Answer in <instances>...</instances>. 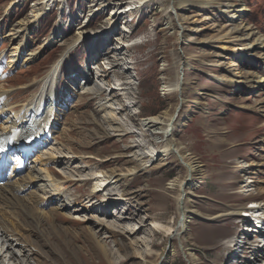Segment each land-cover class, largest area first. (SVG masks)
Masks as SVG:
<instances>
[{
    "label": "rangeland",
    "instance_id": "rangeland-1",
    "mask_svg": "<svg viewBox=\"0 0 264 264\" xmlns=\"http://www.w3.org/2000/svg\"><path fill=\"white\" fill-rule=\"evenodd\" d=\"M40 1L0 0V53L8 61L10 29ZM53 1L41 10L27 37L25 56L36 55L0 83V92L8 95L7 105L14 111L37 101L44 78L66 53L57 88L60 96L72 98L73 108L61 113L58 135L52 136L39 155L56 157L50 167L60 183L59 191L70 198V205L78 202V206L41 218L10 204L16 211L5 217L2 226L7 240L27 254L25 264H264L261 257H242L246 246L241 236L246 232L240 231L239 218L229 214L246 211L241 216L252 226L255 222L244 209L247 204L256 202L264 213V89L254 82L264 78V55L257 47L247 49L250 40H218L236 23L219 12L220 4L242 5L241 22L264 36V0ZM209 1L210 5L201 4ZM127 6L140 9L117 15L111 22L115 12ZM80 32L83 38L75 42ZM49 38L54 41L52 47H41ZM224 45L228 51L220 50ZM95 48L99 53L93 55ZM115 51L125 52L127 66H114V74L97 77L100 65L112 57L124 59ZM85 68L106 93L118 89L116 78L122 77L120 83L126 90L113 92L129 109L120 112L112 103L111 115L117 125L107 123L108 112L100 110L98 97L79 91ZM239 71L247 77L246 87L220 81L228 72ZM177 82L178 90L164 91ZM155 115L167 116L166 123L172 120L161 128H172L174 147L184 164L191 163L198 172L189 174L176 154L159 155L150 167L92 194L97 172L117 176L140 166L133 156L138 143L143 151L151 145L161 146L164 135L140 137L136 133L140 118ZM7 117L11 118L8 112ZM122 125L125 131H117ZM61 157L66 158L59 164ZM250 180L254 183L246 188ZM181 182H187L183 196L170 187ZM215 196L223 203L208 200ZM187 212L213 218V224L189 217L181 230V217ZM150 221L169 226L173 232L150 230ZM137 223L143 226L131 231ZM90 229L110 251L108 256L94 245ZM219 229L228 236L215 244L213 236L220 235ZM246 234L256 249L262 246ZM145 241L151 251L148 255L140 251ZM7 260L4 264H18Z\"/></svg>",
    "mask_w": 264,
    "mask_h": 264
},
{
    "label": "bare ground",
    "instance_id": "bare-ground-1",
    "mask_svg": "<svg viewBox=\"0 0 264 264\" xmlns=\"http://www.w3.org/2000/svg\"><path fill=\"white\" fill-rule=\"evenodd\" d=\"M50 3L52 4L54 3V1L53 0H42L40 2H35L32 5V9L30 11L31 14L26 19L19 21L15 27L13 26L10 29V32L7 37L9 38L8 41L11 44L10 58L8 61L9 69L14 70V69L21 67L23 64L31 61L32 58H34V56L36 55V53L32 52V53H29L27 56H25V53L29 47V43L27 42V37H28V34L31 32L32 28L37 24L39 20V16L41 14V10L49 7ZM211 3L212 2L209 1V2H203L201 4L210 5ZM237 7L238 8H233L232 5L230 4H225V5L220 4V7H218V10L220 13L227 15L230 20H233V22H236L235 26L232 27L230 30H228L223 37L218 38V40H222V39H228L229 41H237V40H247L248 41L250 40V42L246 44L247 49L254 50L255 47H257L256 49L260 50L264 55V36L253 32L247 24L241 22L242 12L245 9L244 7H242V5L237 6ZM134 8L136 7L127 6V7L118 9L115 12L114 16L112 17V19L110 18L111 22L112 21L115 22L117 15L120 16V15H126L128 13H131L132 11L135 10ZM136 9H140V8H136ZM130 10L132 11L129 12ZM110 25L111 24L109 23L108 27ZM80 30L82 31L81 28ZM83 35H84L83 32H80L75 42L83 38ZM228 40H224L223 43L226 44ZM53 43L54 41L52 40V38H49V39L44 40V42L42 43L43 45L41 47L47 46L50 48L52 47ZM109 46L106 45L104 48H107ZM220 50L228 51V47L224 45L220 48ZM237 50L238 49H234V50L231 49L229 51H237ZM95 53L96 54L99 53L97 48L93 50V55H95ZM115 53L117 55H122L124 59L123 58L116 59L114 57H112L114 60L110 59V61H107L109 60V58L106 59L107 63L100 65L98 67V70H97L98 74H96L98 75V77L104 79V77L107 78L108 74H112V73L114 74L115 73L114 66L116 67L120 65L127 66L128 63L126 62L127 58L125 57V52L115 51ZM104 54H110V52L106 51L104 52ZM65 56H66V53H64L63 56L60 58V62L54 64L53 65L54 67L52 66V69L44 78V84L42 86L40 94L38 95L37 101L36 99H34V101H30L27 105H25V107L18 109V111H14L15 108H9L8 105H6L5 108L1 106L2 103L5 104L6 99L4 97L6 96V93L0 92V96L3 97L0 100V122H2V125L0 126V134H2L3 132H6L9 128L18 127V125L22 127L23 121H25V119L27 120L29 118H34L35 128L33 129V133L35 132V133L41 134L44 129H40V124L45 123L46 126L49 125L48 131L46 128V131H47L46 136L49 135L48 139L51 140L52 136H55V134L58 135L57 125H59L58 124V121L60 118L59 116H61V113H63L64 111L66 112L67 110H70L73 108V106L70 108V105L72 103V100H71L72 98L69 95L60 96L61 94L59 95L58 88H57L58 87L57 78H58V74L62 66L61 61L64 60ZM117 60L121 63L123 62V64L113 63L114 61H117ZM228 64L230 65L231 62ZM1 69L2 68L0 65V70ZM87 69L88 68H85V74L83 72V75H84L83 83L79 84L78 86L79 91H82V93L93 94L96 96V98L98 97L100 99L98 102L100 110L108 112L107 117H105V120L107 121V123L117 125L118 124V122H116L118 121L117 118L114 115H111V110L113 111V109H111V105H113L112 103L113 102L116 103L115 105H117L118 111L120 112H126L127 109H129V104L124 103L123 100L120 98L119 94H116V92H113V91L123 92L126 90L125 84L123 82L120 83L122 81V77L121 78L117 77L118 79L116 78V82L119 83L118 89H114V90L112 89L110 90L109 93H106L105 90L101 89L97 84H95L93 80L94 74L92 75V78H90V76L87 74V71H86ZM228 73L229 75L226 77L220 78V81L224 83H234L239 88L244 87V86L246 87L247 77L244 76L240 71L239 73L238 72L232 73V74L231 72H228ZM255 78L256 77H251L250 80H255ZM254 82L259 87L264 89V78L263 77L256 78ZM179 84H180L179 82L175 83L172 86V89H167L166 88L167 86H165L164 91L165 92L170 91V90L173 91L174 89L178 90L180 87ZM123 95L125 96V94ZM105 97L107 98L106 99L107 101H104ZM3 108L4 110H2ZM5 112H9L13 116V118L7 119L5 116ZM166 117L167 116L165 115L164 116L155 115V116H149L146 118L139 119L138 126H135L137 127L136 133L139 134L140 137H146V134H149L150 136H156V137L164 135V139L161 141V146L158 147L157 145H151L149 146L148 150L143 151L142 146H141L142 144L138 143V145H136L135 147L136 150L133 156L135 157L136 161L140 164V166L137 168L131 169V170H127L126 172H122L117 176H113V173L97 172L96 174H94L95 176L94 181H96V184L92 188L93 189L92 194H95L98 191H103L104 190L103 188L107 187V185H110V184L114 185L116 182L122 179L124 180L126 179V177L134 175L138 170H143L145 168L150 167L151 163L154 160H156L159 155L161 158H166L167 156L171 154H176L179 157L182 164L186 165V167L189 169V174L191 172L192 173L198 172L197 170L198 167L191 165V163L184 164V157L179 155L178 150L174 147V142L171 137L172 128L171 129L169 128V130L161 128L162 127L161 125L164 124L168 126L172 122L171 120L170 122L166 123L165 122ZM123 127H124L123 125L122 127L120 126V128H118L117 131L118 130L125 131L124 130L125 128ZM61 130H64V129H61ZM63 134L64 133L62 132V135ZM40 144L42 145L43 143H40ZM35 148H36L35 145L27 146V148L24 149L23 152H18V153L21 156L28 155V154H31V152H33ZM20 155H18V157H20ZM40 155L37 154L33 159H31V165L29 167H27V165L24 166L22 170L18 168V164L16 162L17 160L13 161L10 158H8L6 155L0 159V181L2 182L0 185V264H4L3 260H6V259H8L7 261H10V262L17 261L18 264H25L26 263L25 261L28 258V256H26L27 254L24 255L22 251L18 249L19 247L17 248V246L13 245L12 243L13 241L7 240V237L5 236L7 231L5 227L2 226V224L5 223L4 219L7 215L13 214V212L16 211L15 210L16 208L13 211L12 209L13 207H10V204L13 203L15 204V206H19L25 212H28V213L31 211H34L37 213L36 215H38L41 218L49 217L52 215V213H55L58 210H66L68 208H74L78 206L77 205L78 202H74L72 205H70L71 203L70 198L67 197L66 194H64L63 192L59 191L60 183L55 178V173L50 167V163H53L54 161H56V157H53V155L50 154L48 158H43ZM65 158L66 157H61L60 159L57 158L58 159L57 161L60 164L61 161H64ZM5 167H7V171H9L8 173L6 169H4ZM190 178H192L191 175H190ZM188 180L189 178L187 179V181ZM186 183L185 182L176 183V184L173 183V184H170V187L171 189H174V188L179 189L180 195L183 196L184 195V192H183L184 185H186ZM250 183H254V181H251V180L248 181L246 183V188L249 187ZM248 190L250 191V189H246L244 192H249ZM55 199H57L56 202L58 204L62 203V205H58V204L55 205V201H54ZM58 199H61L62 201ZM93 205L94 204H91L90 206H93ZM247 205L249 206H246L245 210L249 211V218H252L253 222H255V225H254L255 227L253 225L250 226L253 228H248L247 229L248 232L246 233L252 234L253 238L257 239V242L260 243L259 245H262L260 247L262 249L264 247V213L262 212L263 210L261 211L260 206L257 205L256 202H251V203H248ZM61 207L62 209H59ZM244 213H246V211H244ZM244 213L243 212H240V213L230 212L229 214L240 217ZM229 214H224V216L229 215ZM189 217L192 218V217H199V216L192 212H187L186 214H184V216L181 217V221H180L181 230L184 229L188 221L187 218ZM240 223H242L241 220H240ZM142 226H143L142 224L137 223L130 230L133 231L134 229L136 228L139 229ZM149 229L155 230L157 232L158 231L170 232V233L173 232L171 227L162 225L155 221H150ZM90 231H91L90 236L94 240V245L99 250H101L105 256H108L110 254V251L107 250L104 243L99 241L98 239L99 236H97V233H94L92 229H90ZM246 233H244V235L241 236L243 239L242 241H245L244 245L246 246V248L243 250L244 253H242V256L246 254L247 255L250 254V256H257L258 258L261 257L263 259L264 253L262 252L264 251H262L258 247H257L258 249H256L255 245L249 242V238ZM140 242L141 241H138L137 243H140ZM144 245H145L144 248L140 249V251L142 252L145 251V254L147 255L150 254L151 251L148 246L149 244H147L145 241ZM116 246L119 247V245H116ZM145 247L147 248V250H145ZM140 254L143 255V253H140Z\"/></svg>",
    "mask_w": 264,
    "mask_h": 264
},
{
    "label": "crops",
    "instance_id": "crops-1",
    "mask_svg": "<svg viewBox=\"0 0 264 264\" xmlns=\"http://www.w3.org/2000/svg\"><path fill=\"white\" fill-rule=\"evenodd\" d=\"M224 182H226V181H224ZM215 194H216V191H215ZM223 195H224V193L222 192L221 196H223ZM208 200H210L211 202H214V203H218V204H222L223 203V201L218 200L217 196H215L213 199L209 198ZM175 202H176V206H178L179 202H178L177 199H175ZM218 232L220 233V235L213 236L214 241L216 242L215 244H218L220 241H222L223 239L227 238V236H228V235L225 234L227 231H225L224 229H219ZM212 246H214V244Z\"/></svg>",
    "mask_w": 264,
    "mask_h": 264
},
{
    "label": "water",
    "instance_id": "water-1",
    "mask_svg": "<svg viewBox=\"0 0 264 264\" xmlns=\"http://www.w3.org/2000/svg\"><path fill=\"white\" fill-rule=\"evenodd\" d=\"M176 116H174V118H175ZM194 219H196V220H198V221H200V222H204V223H210L211 221H213V219H206V218H202V217H196V218H194Z\"/></svg>",
    "mask_w": 264,
    "mask_h": 264
}]
</instances>
